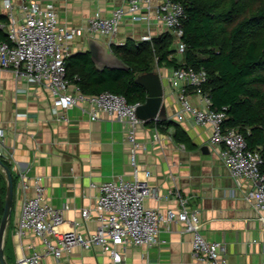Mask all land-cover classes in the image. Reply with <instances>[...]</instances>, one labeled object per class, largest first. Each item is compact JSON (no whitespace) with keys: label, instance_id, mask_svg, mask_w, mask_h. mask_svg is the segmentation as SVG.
<instances>
[{"label":"crops","instance_id":"0c3cea01","mask_svg":"<svg viewBox=\"0 0 264 264\" xmlns=\"http://www.w3.org/2000/svg\"><path fill=\"white\" fill-rule=\"evenodd\" d=\"M4 1L0 0V14L5 15ZM11 1L14 13L19 15L20 0ZM36 1L54 5L59 21L77 30L71 54L89 52L98 68L121 64L112 51L113 45L139 40L146 34L158 37L167 31L156 17L159 0H151L150 11L141 8L127 14L114 38L89 33L87 23L96 11L109 17L114 9L126 7L123 0ZM172 70L156 65L152 71L159 74L163 85L162 112L157 121L148 119L136 131V140L143 144L136 151L138 177L143 178L144 171H149L148 183L158 191V198L147 197L144 203L162 211L179 210L180 198H184L187 209L198 214L203 237L222 244L220 258L226 264H264V211L256 210L245 199L250 184L230 175L209 143L211 129L197 125L182 110L170 85ZM189 99L200 105L193 92ZM0 128L12 152L11 170L16 177L11 220L4 239L9 264H28L26 258L34 251L42 253L43 264H205L193 257V234L185 232L181 224L162 228L154 245H126L118 263L97 246L74 247L56 259L45 253L39 237H18L22 202L34 194L35 177L41 178L44 201L63 211L64 221L58 231L87 235L97 227L94 206L98 191L90 184L119 177L131 180L135 167L120 121L107 115L91 120L76 106L66 111L55 109L47 90L12 69L0 70ZM156 133L158 140L154 139ZM18 172L27 174V190L21 189ZM84 208L90 211L88 219L82 216Z\"/></svg>","mask_w":264,"mask_h":264},{"label":"built area","instance_id":"2783aa9c","mask_svg":"<svg viewBox=\"0 0 264 264\" xmlns=\"http://www.w3.org/2000/svg\"><path fill=\"white\" fill-rule=\"evenodd\" d=\"M123 1L126 7L114 9L109 17H103L96 11L88 20V32L114 38L127 14H135L141 8L148 11L152 9L151 0ZM4 8L8 21L0 27L5 28L7 40L0 42V70L12 69L17 75L47 90L55 109L66 111L76 106L91 120L107 115L120 121L126 130V139L131 146V164L135 167L131 180L119 177L116 180L90 184L98 191L94 206L97 227L87 235L74 231H58V226L64 221L63 211L44 201V186L41 178L35 177L32 183L34 194L25 197L22 202L17 236L39 237L45 253L56 259L74 247L97 246L108 252L114 263H118L126 245H154L162 228L181 224L185 232L193 234V257L205 264H226V260L220 258L222 244L203 237L198 214L187 209L184 198H180L182 207L179 210L168 208L162 211L145 205L144 200L147 197L158 198L157 188L148 183L150 172L145 170L144 177L139 178L136 168V151L143 147L136 140V131L148 119L138 117L136 108L139 103H128L122 95L109 91L88 95L71 82L67 76L66 58L71 55V43L77 30L59 21L52 3L20 0L17 7L19 15L14 13L11 0L4 1ZM183 16L184 9L180 2L159 0L156 17L171 32L174 40V53L169 58L176 57L179 63H184L183 55L187 47L182 39ZM139 40L149 41L151 36L142 35ZM205 82V72L191 67L173 69L170 77V85L182 110L191 115L197 125L211 129L209 143L215 148L230 175L238 182L246 181L250 184L245 199L252 202L256 210L264 211V176L260 173V153L247 148L244 135L236 128L223 126L226 118L225 107L212 108L210 96L202 90ZM190 92L199 97V106L190 102ZM60 117L66 119L64 115ZM158 119L154 118L155 121ZM4 137L5 132L0 128V158L11 166L14 159ZM154 139H159L158 133ZM18 174L21 189L27 190L30 186L27 174ZM82 216L85 219L90 217L88 208L82 210ZM42 260L43 255L38 251L26 258L28 264H43Z\"/></svg>","mask_w":264,"mask_h":264},{"label":"trees","instance_id":"16d2710c","mask_svg":"<svg viewBox=\"0 0 264 264\" xmlns=\"http://www.w3.org/2000/svg\"><path fill=\"white\" fill-rule=\"evenodd\" d=\"M176 1L184 9V63L169 58L174 53V40L166 31L149 41L128 39L113 45L112 51L121 62L118 67L98 68L89 52L71 54L66 58L68 78L85 94L109 91L122 95L128 103L140 104L147 94L135 79L154 71L156 65L203 70L206 82L202 90L210 96L212 108L225 107L223 126L236 128L244 135L247 148L260 153V173L264 176V0ZM7 21L6 14H0V23ZM6 40V30L0 28V42ZM1 160L11 170L10 164ZM11 174L15 186L12 170ZM5 193L6 179L0 168V218Z\"/></svg>","mask_w":264,"mask_h":264},{"label":"water","instance_id":"95a60500","mask_svg":"<svg viewBox=\"0 0 264 264\" xmlns=\"http://www.w3.org/2000/svg\"><path fill=\"white\" fill-rule=\"evenodd\" d=\"M135 80L137 83L142 85L147 92L145 102L138 104L136 108L138 117L145 120L159 117L162 112L163 97V85L160 80L159 74L155 72H148L138 75ZM0 168L4 173L6 179L4 206L0 218V264H9L5 259L4 239L7 227L11 220L14 198V183L10 168L6 164H4L1 158Z\"/></svg>","mask_w":264,"mask_h":264},{"label":"rangeland","instance_id":"374dc122","mask_svg":"<svg viewBox=\"0 0 264 264\" xmlns=\"http://www.w3.org/2000/svg\"><path fill=\"white\" fill-rule=\"evenodd\" d=\"M5 199V198H4Z\"/></svg>","mask_w":264,"mask_h":264}]
</instances>
